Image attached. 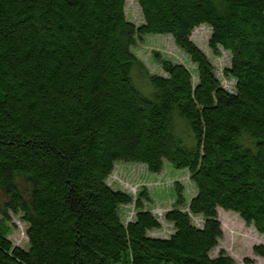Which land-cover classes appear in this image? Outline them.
<instances>
[{"label": "trees", "instance_id": "1", "mask_svg": "<svg viewBox=\"0 0 264 264\" xmlns=\"http://www.w3.org/2000/svg\"><path fill=\"white\" fill-rule=\"evenodd\" d=\"M137 3L138 26L126 0H0V264H236L211 257L218 209L264 234V0ZM201 26L230 54L232 92L190 39ZM157 35L194 72L155 52L164 76L151 74L134 48ZM125 162L187 170L195 195L174 185L169 237L149 236L161 224L145 192L107 184ZM12 215L26 249L9 239Z\"/></svg>", "mask_w": 264, "mask_h": 264}, {"label": "rangeland", "instance_id": "2", "mask_svg": "<svg viewBox=\"0 0 264 264\" xmlns=\"http://www.w3.org/2000/svg\"><path fill=\"white\" fill-rule=\"evenodd\" d=\"M125 14L129 22L137 26L143 23L137 0H126ZM209 38L210 29L201 26L192 32L190 39L210 59L221 86L232 92L235 82L224 75V71L230 66V54L221 51L220 56H215L208 46ZM134 52L151 74L164 76L160 64L154 57L155 52L166 59L184 65L191 72L195 70V66L175 45L170 36H145L138 42ZM193 81H196L194 74ZM179 128L183 129L182 126ZM107 184L114 190L127 192L134 196L144 192L149 196L150 202L144 204V208L151 211L161 224V228L150 231L149 236L157 238H167L172 233V226L166 222L164 217L167 211L175 207L177 195L174 185L180 184L183 187V195L187 203L195 195L187 170H175L167 163L164 164L161 172L156 174L148 172L143 164L118 163L114 166ZM19 187L22 192L26 190L22 184ZM120 212L123 221L129 222L135 214V209L131 205L121 208ZM217 216L221 224L222 238L218 246L211 251V257H217L220 252H224L236 264H264V257L259 254L261 249L264 250V234L261 235L252 226H247L238 215L232 212L218 209ZM11 218L14 228L9 239L14 246L26 249L27 225L20 220L19 216L12 215ZM192 221L194 224H201L198 217H193Z\"/></svg>", "mask_w": 264, "mask_h": 264}]
</instances>
